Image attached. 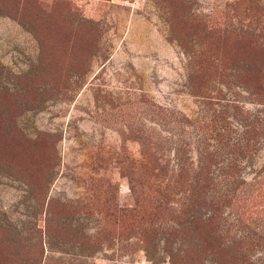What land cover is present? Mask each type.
<instances>
[{"label":"rangeland","instance_id":"374dc122","mask_svg":"<svg viewBox=\"0 0 264 264\" xmlns=\"http://www.w3.org/2000/svg\"><path fill=\"white\" fill-rule=\"evenodd\" d=\"M263 85L264 0H0V264H228L130 163L161 130L264 179Z\"/></svg>","mask_w":264,"mask_h":264},{"label":"trees","instance_id":"16d2710c","mask_svg":"<svg viewBox=\"0 0 264 264\" xmlns=\"http://www.w3.org/2000/svg\"><path fill=\"white\" fill-rule=\"evenodd\" d=\"M159 112V126L167 118H173L177 125L175 115H167L161 109ZM208 127L204 129L211 130V121ZM246 131L247 127L242 128L241 134ZM142 133L153 137L154 144L140 143L139 157L130 163L138 168V180L130 177V191L135 198L133 214L159 217L160 212L172 211L177 227L182 215H187L192 232L202 236L207 255L228 258V264H264V179L246 182L241 177L242 161L231 158L219 163L217 151L204 142L197 150L195 162L181 159L177 147L173 149V158H169L172 139L162 136L164 131L154 135ZM190 137H176L177 144H186ZM238 138L234 152L241 154L255 148V144L243 143ZM178 194L185 201H174Z\"/></svg>","mask_w":264,"mask_h":264}]
</instances>
